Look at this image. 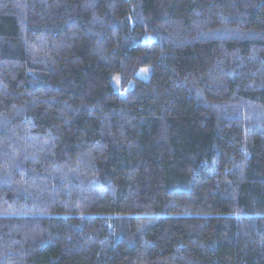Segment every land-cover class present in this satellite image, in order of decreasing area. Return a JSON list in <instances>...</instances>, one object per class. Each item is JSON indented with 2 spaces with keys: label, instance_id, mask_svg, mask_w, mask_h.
<instances>
[{
  "label": "trees",
  "instance_id": "obj_1",
  "mask_svg": "<svg viewBox=\"0 0 264 264\" xmlns=\"http://www.w3.org/2000/svg\"><path fill=\"white\" fill-rule=\"evenodd\" d=\"M0 264H264V0H0Z\"/></svg>",
  "mask_w": 264,
  "mask_h": 264
},
{
  "label": "rangeland",
  "instance_id": "obj_2",
  "mask_svg": "<svg viewBox=\"0 0 264 264\" xmlns=\"http://www.w3.org/2000/svg\"><path fill=\"white\" fill-rule=\"evenodd\" d=\"M150 75V68L145 66V67H142L140 69H138V71L136 72V76L138 78H142V79H146L148 76ZM112 86L113 88L115 89V91L119 94V95H123L124 92L131 88L133 86V82L130 81L126 87L124 89L120 88L119 84H118V81H117V78L116 77H113L112 78Z\"/></svg>",
  "mask_w": 264,
  "mask_h": 264
}]
</instances>
